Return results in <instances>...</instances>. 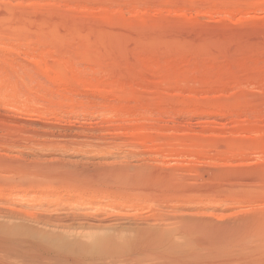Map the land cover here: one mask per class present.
Returning a JSON list of instances; mask_svg holds the SVG:
<instances>
[{"label":"rangeland","instance_id":"rangeland-1","mask_svg":"<svg viewBox=\"0 0 264 264\" xmlns=\"http://www.w3.org/2000/svg\"><path fill=\"white\" fill-rule=\"evenodd\" d=\"M23 162L165 179L152 198L59 186L45 216L76 233L264 231V0H0V210L39 217L10 192Z\"/></svg>","mask_w":264,"mask_h":264},{"label":"bare ground","instance_id":"bare-ground-1","mask_svg":"<svg viewBox=\"0 0 264 264\" xmlns=\"http://www.w3.org/2000/svg\"><path fill=\"white\" fill-rule=\"evenodd\" d=\"M45 165L34 168L24 162L10 165L17 169V182L20 183L11 187V194L16 196L13 199L24 197L21 203L38 206L41 215L34 216L14 208L0 210V264H264V231L252 230L245 223L178 218L182 215L178 210L174 212L177 218L168 219L169 216L164 222L160 220L161 225L164 224L158 228L143 222L132 223V226L124 225L125 222L123 227L116 228L104 226L106 221H101L96 227L90 226L86 231L76 233L61 223L54 224L55 219L45 215L49 213V207L58 206L63 200L59 186H72V192L85 191L87 195L93 194L94 199H104L102 195H96L113 189L120 196L139 198L148 195L152 198L150 195L156 194L152 189L159 190L158 185L166 183L163 178L164 181L157 180L152 187L146 181L152 182L153 177L149 180L128 169L81 173L79 170L70 172L67 166ZM33 178L39 189L31 186ZM146 184L152 189L143 187Z\"/></svg>","mask_w":264,"mask_h":264}]
</instances>
